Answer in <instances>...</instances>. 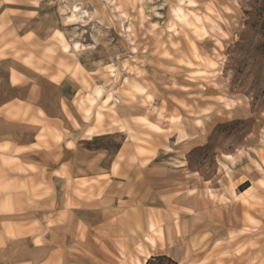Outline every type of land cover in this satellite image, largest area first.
I'll return each mask as SVG.
<instances>
[{
    "label": "crops",
    "instance_id": "0c3cea01",
    "mask_svg": "<svg viewBox=\"0 0 264 264\" xmlns=\"http://www.w3.org/2000/svg\"><path fill=\"white\" fill-rule=\"evenodd\" d=\"M61 1L0 0V264H145L155 256L202 264L197 238L248 242L238 264H264V165L246 170L221 156L231 189L222 166L214 177L221 172L224 184L180 155L173 163L144 162L120 129L128 109L103 104L104 86L86 119L77 99L84 75L64 68L72 59L53 37ZM149 103L134 116L154 123ZM111 105L119 124H111ZM179 114L167 123L179 122L191 138L173 134L172 144L183 146L175 154L203 138ZM108 139L118 146L101 144Z\"/></svg>",
    "mask_w": 264,
    "mask_h": 264
},
{
    "label": "rangeland",
    "instance_id": "374dc122",
    "mask_svg": "<svg viewBox=\"0 0 264 264\" xmlns=\"http://www.w3.org/2000/svg\"><path fill=\"white\" fill-rule=\"evenodd\" d=\"M58 12L61 31L53 37L59 39L65 58L72 59L64 68L84 75V90L77 99L86 119L104 86L103 104L113 100L128 109L127 124L120 129L125 128L129 144L144 162L173 163L180 155L190 168L202 169L213 183L219 179L221 184V172L218 179L214 174L222 164L228 167L221 163L224 154L232 155L226 160L234 165L247 170L251 163L262 172L264 0H62ZM72 12L76 19L69 18ZM200 69L208 73L194 72ZM148 103L156 107L151 114L157 122L147 115L134 116L136 108H150ZM108 108L111 124H119L112 105ZM182 111L201 127L203 138L175 154L183 146H174L172 135L182 132L185 136L178 140L191 138L179 122L167 123L180 119ZM102 120L97 111V124ZM89 128L96 131V125ZM101 144L115 147L119 140ZM226 183L233 189L228 177ZM232 244V239L219 244L193 240L196 251L207 253L202 264H238L237 254L248 242ZM149 264L175 262L160 257Z\"/></svg>",
    "mask_w": 264,
    "mask_h": 264
},
{
    "label": "bare ground",
    "instance_id": "6f19581e",
    "mask_svg": "<svg viewBox=\"0 0 264 264\" xmlns=\"http://www.w3.org/2000/svg\"><path fill=\"white\" fill-rule=\"evenodd\" d=\"M69 18H77L76 17V13H74V12H72L71 14H70V16H69ZM171 26V25H170ZM194 72H196V73H198V75H205V74H207L208 73V71L206 70V69H200V70H196V71H194ZM95 95V94H94ZM185 135L182 133V132H179L178 133V139H181V138H183ZM183 140V139H182ZM226 159H229V157H231V159H232V155L231 154H224L223 155ZM263 164H264V161H263ZM222 166L224 167V171H225V173L227 174V177H228V179L230 180V182H232V180H231V177H230V175H229V170H228V167L226 166V165H224V164H222ZM245 179L246 178H242L241 179V182H244L245 181ZM231 186V185H230ZM232 187V186H231ZM239 198V197H238ZM152 244H154V242L152 241ZM149 258L150 257V255H149V252H147V251H145V258Z\"/></svg>",
    "mask_w": 264,
    "mask_h": 264
},
{
    "label": "trees",
    "instance_id": "16d2710c",
    "mask_svg": "<svg viewBox=\"0 0 264 264\" xmlns=\"http://www.w3.org/2000/svg\"><path fill=\"white\" fill-rule=\"evenodd\" d=\"M160 257L168 258V257H166V256H155V257H151V258H149V259L147 260L146 264H149L150 261H155L157 258H160ZM175 264H176V263H175Z\"/></svg>",
    "mask_w": 264,
    "mask_h": 264
},
{
    "label": "snow or ice",
    "instance_id": "6c2138e0",
    "mask_svg": "<svg viewBox=\"0 0 264 264\" xmlns=\"http://www.w3.org/2000/svg\"><path fill=\"white\" fill-rule=\"evenodd\" d=\"M190 2H191V0H190ZM69 147H71V145H69ZM229 159H231V157H229ZM261 183L264 184V181H262Z\"/></svg>",
    "mask_w": 264,
    "mask_h": 264
}]
</instances>
